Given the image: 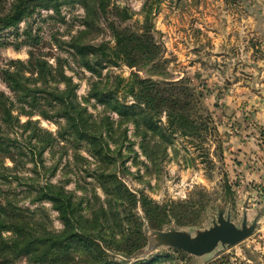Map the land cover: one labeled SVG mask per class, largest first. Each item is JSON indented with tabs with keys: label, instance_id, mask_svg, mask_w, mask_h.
Wrapping results in <instances>:
<instances>
[{
	"label": "trees",
	"instance_id": "16d2710c",
	"mask_svg": "<svg viewBox=\"0 0 264 264\" xmlns=\"http://www.w3.org/2000/svg\"><path fill=\"white\" fill-rule=\"evenodd\" d=\"M159 2L146 0L142 22L132 28L124 25L130 19L127 9L111 0H0V35L12 29V38H19L13 47H28L25 60L10 59L0 68L8 90H0V264L23 259L29 264H196L175 248L141 258L150 245L145 227L152 234L200 224L209 193L196 188L185 200L160 203L132 191L118 175L121 149L133 144L129 125L151 163L165 156L175 134L205 143L212 131V118L191 80L164 76L167 60L154 37L151 14ZM66 5L84 10L82 29L68 42L73 61L94 78L82 100L78 83L66 74V59L43 52L29 26L41 11L58 15ZM22 22L26 26L18 31ZM101 23L111 41L92 43L89 35L98 33ZM10 45L8 37L0 36V48ZM120 66L131 70L127 78L112 74L111 68ZM91 100L94 108L102 106L101 114L89 111ZM41 120L56 130L43 127ZM80 149L94 165L84 169L94 183L91 197L76 196L66 189L67 181H52L61 159L69 151L79 158ZM46 153L51 159L58 154L57 159L48 163ZM222 195L233 204L227 184ZM138 207L142 215L135 213ZM49 210L56 213L59 229ZM228 258L223 254L206 264H230Z\"/></svg>",
	"mask_w": 264,
	"mask_h": 264
},
{
	"label": "rangeland",
	"instance_id": "374dc122",
	"mask_svg": "<svg viewBox=\"0 0 264 264\" xmlns=\"http://www.w3.org/2000/svg\"><path fill=\"white\" fill-rule=\"evenodd\" d=\"M146 0H111L120 8H126L130 19L124 25L137 28L143 20L142 6ZM154 37L162 44L167 60L164 76L171 79L186 77L202 94L207 113L212 118L208 141L174 135L162 159L151 163L141 153L139 138L133 127L128 126L127 143L121 149L123 165L119 177L134 192L141 191L156 202L185 200L196 188L206 190L209 204L202 214L200 224L183 229L194 235L197 230L208 228L221 208L224 215L240 226L246 216V224L256 220L252 233L239 243L222 247L210 254L193 256L196 264L207 262L225 254L230 264H264V0H160L152 5ZM84 10L77 5L62 6L60 13L41 11L29 20L33 36L39 38L38 46L43 52L66 59V74L78 83L77 96L82 100L94 78L73 61L68 42L82 29ZM24 22L18 31L24 29ZM98 33L89 35L92 43L111 41L105 23ZM5 30L2 38L8 37L10 46L0 48V68L10 59L27 58L28 47L13 46L19 42ZM61 44V47L58 46ZM53 62V59H49ZM107 69L102 71V75ZM130 69L126 66L112 67V74L127 78ZM145 76V70L139 72ZM0 90L8 92L0 80ZM89 111L102 113V106L91 100ZM115 118V115H113ZM41 125L51 131L54 124L41 120ZM79 158H72L71 151L60 162L53 182L68 183L67 190L76 196L91 197L93 181L85 176V168H93L85 159L92 161L86 151L78 150ZM48 163L52 159L46 153ZM120 162V163H121ZM9 164V162H6ZM119 163V164H120ZM118 164V165H119ZM89 165V166H88ZM35 178V176H30ZM88 182H91L88 183ZM230 186L233 204L222 198V188ZM104 198L102 191L95 188ZM49 209V205L45 204ZM54 228L61 224L56 213L49 210ZM142 215L140 208L135 211ZM164 229H168L165 227ZM171 229V228H170ZM149 244L140 255L147 258L167 250L166 246L153 244L151 231L145 227ZM15 264H29L24 259ZM158 264V263H157Z\"/></svg>",
	"mask_w": 264,
	"mask_h": 264
},
{
	"label": "water",
	"instance_id": "95a60500",
	"mask_svg": "<svg viewBox=\"0 0 264 264\" xmlns=\"http://www.w3.org/2000/svg\"><path fill=\"white\" fill-rule=\"evenodd\" d=\"M255 224L254 219L250 225H247L244 215L240 226H237L231 221L229 213L224 215L220 208L215 220L208 228L197 230L194 235L179 229L180 227L163 229L152 233L154 237L152 242L156 246L180 249L191 256L199 257L212 253L218 245L229 247L239 243L252 233Z\"/></svg>",
	"mask_w": 264,
	"mask_h": 264
}]
</instances>
